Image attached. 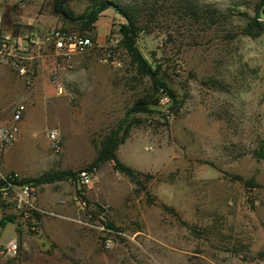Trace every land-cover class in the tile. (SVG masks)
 <instances>
[{"label":"rangeland","instance_id":"rangeland-1","mask_svg":"<svg viewBox=\"0 0 264 264\" xmlns=\"http://www.w3.org/2000/svg\"><path fill=\"white\" fill-rule=\"evenodd\" d=\"M90 1L67 0L64 7L80 15ZM109 1L128 5L139 27L136 47L167 89L138 72L121 44L126 20L109 7L102 14L106 41H115L123 65L99 62L98 51L63 64L67 94L57 95L51 83L49 96V123L60 121L49 128L60 132L62 151L55 154L45 134L47 168L36 171L88 169L93 180L80 185L75 175L37 184L48 211L59 212L44 215L63 226L59 237L16 224L18 250L0 254V264H264V157L254 154L264 139V32L249 26L264 16V0ZM13 8L38 11L45 29L95 34V22L85 28L66 19L55 0H20ZM15 77L10 71L5 84ZM139 100L149 103L134 110ZM15 105L6 108L9 116ZM123 121L128 131L115 154L149 175L139 193L112 161L91 167L94 145ZM105 235L113 240L109 248ZM10 241L0 238V247Z\"/></svg>","mask_w":264,"mask_h":264},{"label":"built area","instance_id":"built-area-1","mask_svg":"<svg viewBox=\"0 0 264 264\" xmlns=\"http://www.w3.org/2000/svg\"><path fill=\"white\" fill-rule=\"evenodd\" d=\"M264 22V16L258 17ZM42 51H45L44 53ZM98 51V61L103 64L120 68L123 62L119 48L111 38L99 43L89 34L81 33L65 27H50L37 33L15 34L3 27V14L0 11V65L7 66L18 76L23 77L30 87L33 82L32 68L39 57L48 63L49 79L57 95L67 94L62 82V66L76 54ZM76 102V101H74ZM25 106L16 104L13 112L7 118L0 120V202L11 210L17 225L24 227L28 232L39 235L42 233L41 216L49 214L59 216L53 211L41 208L36 200L37 186L26 177L13 171L2 168V156L17 139L20 131V121ZM50 147L55 154L62 151L60 132L52 128L46 133ZM93 180L91 171L81 170L76 173V181L80 185L89 186ZM79 209L84 210L85 201L76 199ZM74 221L83 225L92 226L88 221L74 218ZM106 233L112 232L103 225L98 227ZM113 243L110 235L102 238L104 247L109 248ZM18 250V238H13L8 245L0 247V254L12 255Z\"/></svg>","mask_w":264,"mask_h":264},{"label":"crops","instance_id":"crops-1","mask_svg":"<svg viewBox=\"0 0 264 264\" xmlns=\"http://www.w3.org/2000/svg\"><path fill=\"white\" fill-rule=\"evenodd\" d=\"M16 1L20 0H6V2L0 4V11L3 14V27L13 31L15 34L43 31L45 28L42 27L43 24L38 20V11L36 13L32 12L34 15H22L13 8ZM20 4L22 6V3ZM108 9H104L100 13L101 17L95 21V34L98 42L106 41L109 23L102 20V14L110 13ZM10 71L7 66L0 65V120L9 117L6 113V108L13 100L16 101V104H23L25 110L20 121L19 135L11 147L4 152L1 165L5 171H13L24 177H36L38 176L36 171L40 167L41 169H43L42 167L47 168L43 146L47 142L45 134L52 129L49 127L54 121L49 123V119L54 118L50 108L49 96L52 92V84L49 79L48 63L42 57L35 61L32 68L33 82L30 87L26 84L24 78L16 73V77L12 80L13 83L10 82V84L6 85V78H9ZM63 71L62 68V74ZM9 79L11 80V78ZM54 124L60 126V121H54ZM31 154L35 155V159H31ZM31 163H34L35 167L32 168L30 166ZM41 194L38 193L37 189V203L41 208L47 209L46 207L49 204ZM50 211L53 210L50 209ZM55 213L59 215V212ZM5 216H9L10 220H6L3 227L0 226V238L3 240L18 238L20 231L15 229L16 222L11 210L0 202V222ZM41 225L47 232H53L52 236L56 239L59 237L58 230L60 231L63 228L61 224H58L53 219L46 218L44 215L41 216Z\"/></svg>","mask_w":264,"mask_h":264},{"label":"trees","instance_id":"trees-1","mask_svg":"<svg viewBox=\"0 0 264 264\" xmlns=\"http://www.w3.org/2000/svg\"><path fill=\"white\" fill-rule=\"evenodd\" d=\"M67 0H55V10L64 15V17L72 22L80 21L83 27H88L93 24L97 19L100 13L106 8H113L117 13L121 14L126 23L121 26L120 32L122 34L121 44L129 54L131 58V62L136 65L138 72L144 75H148L151 77L152 82L156 87L167 89L166 84L158 75V67H153L149 65L147 61L142 57L139 50L135 44V38L139 31V27L137 24V20L134 15L131 13L128 5L119 4L114 1L109 0H91L89 2L88 8L80 15H74L71 11L64 7V3ZM188 3L190 0H184ZM259 15H257L253 21L250 23V27L255 28L258 32H264V22L258 20ZM92 37L95 38V34H91ZM148 101L139 100L136 104L134 110H143L145 106L148 104ZM125 121L121 122L118 128L112 130L104 140L100 142L99 145H94L96 149V157L91 164V167L98 166L104 160H110L113 162V166L116 170L125 174L129 180L135 185V192L139 193L145 190V183L149 179V175L143 174L133 167L121 162L118 160L115 154V150L117 148L119 140H123L127 134V127L125 126ZM122 132L123 136L120 135ZM257 157H264V139H261L259 142V147L254 152ZM77 173V172H76ZM76 173H72L70 171H58V170H47L43 172L40 176L33 178H25L27 181H32L36 186L41 182H51L56 181L61 178H71L76 175ZM143 177V178H142ZM251 186L254 185V180H249ZM78 195L81 198H84L81 190H78ZM6 220H10L9 216L3 217L0 222V226L3 227ZM264 257V252H262Z\"/></svg>","mask_w":264,"mask_h":264}]
</instances>
